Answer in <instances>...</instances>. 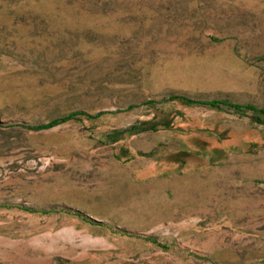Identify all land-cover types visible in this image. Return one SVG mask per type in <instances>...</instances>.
<instances>
[{"label": "rangeland", "instance_id": "1", "mask_svg": "<svg viewBox=\"0 0 264 264\" xmlns=\"http://www.w3.org/2000/svg\"><path fill=\"white\" fill-rule=\"evenodd\" d=\"M261 108L264 0H0V264H264Z\"/></svg>", "mask_w": 264, "mask_h": 264}, {"label": "trees", "instance_id": "2", "mask_svg": "<svg viewBox=\"0 0 264 264\" xmlns=\"http://www.w3.org/2000/svg\"><path fill=\"white\" fill-rule=\"evenodd\" d=\"M170 99L171 100H175V99H180L183 100L185 102L188 103H196L197 101L193 100L192 98L186 96V95H181V94H172L170 95ZM203 105H210L212 107H221V105H227L226 102L221 101V100H210V101H205V102H200ZM229 106L233 107V108H240L241 111H243V109H248V110H258L256 107L251 106V105H239V104H228ZM243 108V109H242ZM258 112H261L262 114H264V108L259 109ZM53 125V124H52Z\"/></svg>", "mask_w": 264, "mask_h": 264}]
</instances>
